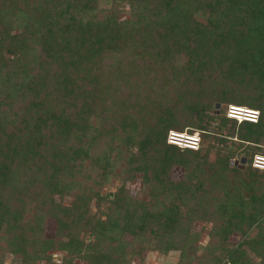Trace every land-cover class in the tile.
I'll return each instance as SVG.
<instances>
[{
	"label": "trees",
	"instance_id": "obj_1",
	"mask_svg": "<svg viewBox=\"0 0 264 264\" xmlns=\"http://www.w3.org/2000/svg\"><path fill=\"white\" fill-rule=\"evenodd\" d=\"M168 132H195L199 146L170 145ZM255 154L264 0H0V257L264 264ZM136 180L140 198L125 189Z\"/></svg>",
	"mask_w": 264,
	"mask_h": 264
},
{
	"label": "rangeland",
	"instance_id": "obj_2",
	"mask_svg": "<svg viewBox=\"0 0 264 264\" xmlns=\"http://www.w3.org/2000/svg\"><path fill=\"white\" fill-rule=\"evenodd\" d=\"M100 7H108L107 5H103L101 4ZM123 11V9H121ZM223 108V107H222ZM229 108V107H228ZM220 106H218V108H214V112L217 114L219 112ZM224 112H225V117L226 118H230L228 114H226L227 112V108L225 109V107L223 108ZM245 109V108H243ZM231 119V118H230ZM233 120V119H232ZM238 123V121H236V124ZM230 127L227 126L225 129H223V134H230L231 130L229 129ZM171 134H176V135H180L182 137L187 136L189 134L185 133V132H181L179 133H167L166 136V142L170 145L176 146L178 148H182V149H190V148H185L183 143H180L178 141H176L175 137H172ZM192 138L196 139V143L192 146V150H195L198 146H199V137L197 135V133L193 132L191 135ZM183 140V139H182ZM257 158H264V156H260L259 154H255L252 158H251V167L264 172V165L261 164L262 162L258 161ZM172 173V177L174 178H178L181 175V171L177 168H174L171 170ZM118 185V182L115 178H111L109 179L107 188L109 189L108 191H113V189ZM125 189L128 192V194L132 197H138L140 198V194H139V184H138V180H136L134 183H126L125 185ZM64 203L68 204L69 203V199L66 198L64 199ZM201 225L200 224H196L194 226L193 231L197 232L200 234V239H199V246L200 247H204L207 243L208 238L206 237V235L200 231L201 230ZM52 232H53V222L49 221L46 224L45 227V234L47 237H51L52 236ZM251 233H254V230L251 231ZM237 243V236L232 235L230 237V239L228 240V246L233 247L234 244ZM200 252V251H199ZM200 254V253H199ZM62 257L64 256V254H61ZM177 256L178 254L175 252H171L168 253L166 255H160L157 254L156 252H145L142 255L141 260H138L136 258L132 259L133 261L130 264H175L177 261ZM0 264H22L21 263V259L18 255H10L9 253H4L1 255L0 257ZM38 264H46L43 261L38 262ZM205 264V263H204Z\"/></svg>",
	"mask_w": 264,
	"mask_h": 264
},
{
	"label": "built area",
	"instance_id": "obj_3",
	"mask_svg": "<svg viewBox=\"0 0 264 264\" xmlns=\"http://www.w3.org/2000/svg\"><path fill=\"white\" fill-rule=\"evenodd\" d=\"M256 120V116H252L250 118V122H254ZM238 121H241V119H238ZM51 263L52 264H60V256L57 253L51 254Z\"/></svg>",
	"mask_w": 264,
	"mask_h": 264
},
{
	"label": "clouds",
	"instance_id": "obj_4",
	"mask_svg": "<svg viewBox=\"0 0 264 264\" xmlns=\"http://www.w3.org/2000/svg\"><path fill=\"white\" fill-rule=\"evenodd\" d=\"M242 110H246V109H243V108H241ZM228 111H229V108H227V112H226V114H228ZM247 111H249V110H247ZM249 112H252V115H250L251 116V118H252V116H256V113L255 112H253V111H249ZM250 119V118H249ZM238 121V120H237ZM241 121H243L242 119H241ZM238 122H240V121H238ZM196 140V139H195ZM197 141V140H196Z\"/></svg>",
	"mask_w": 264,
	"mask_h": 264
},
{
	"label": "water",
	"instance_id": "obj_5",
	"mask_svg": "<svg viewBox=\"0 0 264 264\" xmlns=\"http://www.w3.org/2000/svg\"><path fill=\"white\" fill-rule=\"evenodd\" d=\"M215 108H218V105H215Z\"/></svg>",
	"mask_w": 264,
	"mask_h": 264
}]
</instances>
